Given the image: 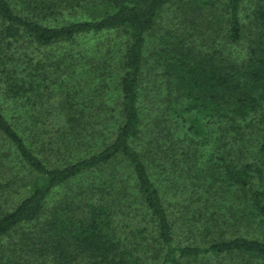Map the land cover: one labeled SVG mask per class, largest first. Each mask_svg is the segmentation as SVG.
<instances>
[{"label": "trees", "instance_id": "obj_1", "mask_svg": "<svg viewBox=\"0 0 264 264\" xmlns=\"http://www.w3.org/2000/svg\"><path fill=\"white\" fill-rule=\"evenodd\" d=\"M0 264H264V0H0Z\"/></svg>", "mask_w": 264, "mask_h": 264}, {"label": "rangeland", "instance_id": "obj_2", "mask_svg": "<svg viewBox=\"0 0 264 264\" xmlns=\"http://www.w3.org/2000/svg\"><path fill=\"white\" fill-rule=\"evenodd\" d=\"M112 40H113V42H116L117 44H119L120 43V41L119 40H121L120 38H117V35L116 34H112ZM106 39H108V38H102V40H106ZM84 46H85V50L90 54V52H91V48L93 47V45H91L90 47H88V43H84ZM61 52V51H60ZM33 54L35 55V56H37V57H39L40 56V54L38 53V52H33ZM87 58V57H86ZM86 61V60H85ZM85 61L83 62V63H85ZM112 74V73H111ZM111 74H109L108 75V77H109V81L110 82H113L114 80H115V76L114 75H111ZM82 75H84V72H82V71H80L79 70V74L77 75V76H80V77H83ZM84 78V77H83ZM90 83H92V81L91 82H89L88 80H84L80 85H79V87H78V89H77V91H78V93H81V94H83V95H85V94H87V90L90 88L89 86H90ZM95 85H96V83H95ZM97 86V85H96ZM90 89H92V88H90ZM85 94H84V93ZM115 96H116V93H114V92H109V94H108V96H107V99H108V101L109 102H112V100L115 98ZM61 98H60V95L59 94H57V98L55 99V100H57V102H59V100H60ZM50 101V104L52 105V106H47V105H45L44 106V109H47V113L48 114H50V113H52L53 111H55V107L57 106L55 103H53L51 100H49ZM43 108H42V110H44ZM43 112V111H42ZM54 114V113H53ZM59 120H60V118H59ZM50 122H51V129L53 128V129H58L59 127H61L62 126V122H61V120L60 121H58V120H56L55 118H51L50 119ZM116 125L117 124H115V121L114 120H112V119H110L109 117H108V121H107V123L103 126V127H101L100 128V130L102 131V134L104 135V137L103 138H101L100 140H99V144L102 142V140L105 138V137H107V136H111V133L114 131V129L116 128ZM178 133H181V134H184V130H178ZM99 136H100V134H98V132H96V134H95V138L96 139H98L99 138ZM97 148H95V150H96ZM201 153L202 154H204V151L203 150H201ZM82 156V155H84V154H81V153H79V152H73V154H72V156L75 158V157H77V156ZM204 160V159H203ZM257 160H258V158H256V157H254V159H253V162H257ZM175 178L177 179V180H175V181H173L172 183H170V182H168V184H172V189L173 188H176V190H177V193H176V195H175V197H174V199H176V201H178L179 203H181L182 201V199L180 198V195H181V192L183 191V188H184V186L183 185H181V183H184V181H183V179H182V177L181 176H179V175H176L175 176ZM181 178V179H180ZM167 191L165 192V196H166V198H167ZM16 195L17 194H13L12 196H11V199H14V198H16ZM174 211H176L175 210V208L173 209ZM175 216H176V213H175ZM179 223H181V222H178V224H177V232H178V239H179V241H183L185 244H187V243H189V241H187V239H190V241H191V237H189V236H187L186 234H184L182 231V227L179 225ZM194 241H195V239L194 238H192Z\"/></svg>", "mask_w": 264, "mask_h": 264}]
</instances>
